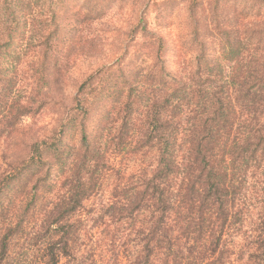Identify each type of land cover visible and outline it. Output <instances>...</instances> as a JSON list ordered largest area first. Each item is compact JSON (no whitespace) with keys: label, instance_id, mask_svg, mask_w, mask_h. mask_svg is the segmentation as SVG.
<instances>
[{"label":"trees","instance_id":"obj_1","mask_svg":"<svg viewBox=\"0 0 264 264\" xmlns=\"http://www.w3.org/2000/svg\"><path fill=\"white\" fill-rule=\"evenodd\" d=\"M59 5L67 7L65 0ZM257 6L250 4L243 13L236 7L214 32H197L225 49L224 58L233 63L229 75L214 72L223 69L219 58L212 67L205 58L196 63L194 78L164 73L163 60L155 87L143 82L137 89L141 79L135 77L124 79L130 81L127 89L108 87L96 76L80 82L61 127L64 134L72 126L78 143L65 145L64 136L24 143L26 157L5 176L9 182L25 174L19 186L29 190L16 201L28 193L32 198L30 210L14 225L9 222L0 237V264L12 238L22 239L33 220L42 223L31 232L38 234L34 245L43 251L35 264L61 259L67 264H264V19L250 16L262 9ZM50 7L39 11L41 34L32 45L15 44L17 18L4 14L0 140L38 102L32 93L15 97L20 62L38 56L42 70L56 62L53 48L64 32L61 11ZM24 16L27 25L31 16ZM46 78L44 88L62 85L57 75ZM45 99L54 100L53 95ZM97 109L101 118L90 128ZM3 180L0 176V184ZM28 250L23 247L18 257L28 256Z\"/></svg>","mask_w":264,"mask_h":264},{"label":"rangeland","instance_id":"obj_2","mask_svg":"<svg viewBox=\"0 0 264 264\" xmlns=\"http://www.w3.org/2000/svg\"><path fill=\"white\" fill-rule=\"evenodd\" d=\"M59 2L60 0H4L0 3V26L4 24L6 18L4 14L12 13L17 18L18 24L14 22L16 45L38 43L37 38L41 34L39 27L43 18L40 12L41 10L46 12L47 5L51 6L52 12L61 11L58 16L62 26L61 31L64 32L58 46L53 48L58 51L54 57L52 56L56 62L50 64L49 68L42 70L40 59L37 61L38 56L30 59L27 57L19 65L20 81L16 87L15 97L27 99L32 93V98L38 99V102L31 107L34 112L25 116L13 132L0 140V176L4 177V182L0 184V237L10 226L9 222L14 225L18 222L20 214H26L30 210L31 193L24 195L23 202L18 204L16 201L20 192L29 190V187L19 186L26 182V175L21 176V180L15 179L9 182L5 177L6 174L13 172L12 169L22 158L26 157L27 150L24 143L41 139L56 140L61 136H64L61 141L65 145L74 146L78 143L79 135L72 126H66L64 134H61V127L68 109L74 103L78 85L82 80L96 76L102 84L108 83V87L114 86L115 83L117 88L127 89L129 82L135 77L137 80L141 79L140 84L135 83L138 84L137 89L141 88L143 82L146 86L153 84L155 87L154 80L162 75L158 73V66L162 65L163 60L167 64L164 73L170 72L177 78H194L198 77L196 63L205 58L210 62V67L219 58L223 69L219 71L218 68L214 72L229 75L233 63L224 58L225 49L217 46L212 39L206 38V41L203 36L200 37L198 30L214 32L218 29L219 22L227 21L224 16H232L236 7L237 12H248L250 4L262 8L251 10L250 16H260L251 19L259 22L264 19L262 0H65L67 7L61 10ZM234 5H236L234 8L228 7ZM239 5L245 6L240 8ZM68 6L70 10L66 12ZM193 11L196 12L194 17ZM25 12L31 16L27 25H25ZM205 14L206 16L203 17ZM45 17L50 19L51 13L48 12ZM253 23L250 20V24ZM261 26L264 24L262 23ZM48 30L43 34H47ZM204 43L210 44V46L208 44L210 50L204 52ZM29 52L34 55V47ZM202 53H206L203 58ZM243 57L249 58L245 53ZM34 60L36 62L31 65ZM204 72L206 73L201 72L203 76L208 70ZM55 75L61 78V86L55 85L52 90L42 87L43 80H48L47 76ZM127 77L130 81L124 83ZM26 78H30V82ZM38 86L41 87L39 96ZM52 95L54 100L45 99ZM99 111L97 109L93 112L88 123L90 128H93V123L99 120ZM102 198L106 200L108 195ZM15 204L17 205L14 207ZM40 224L41 221L33 220L25 225L26 234L22 239L16 241L12 238L8 244L9 254L4 264H24L26 258L29 260L28 264L38 262L35 257L40 258L43 251H39L34 245L38 234L31 232ZM95 230L91 228V231ZM97 235L92 234L93 238ZM105 239L107 245L108 234ZM23 247L29 248L28 256L24 255L20 258L18 254ZM108 254L113 262L114 254L110 251ZM67 263L65 259L59 262V264Z\"/></svg>","mask_w":264,"mask_h":264}]
</instances>
